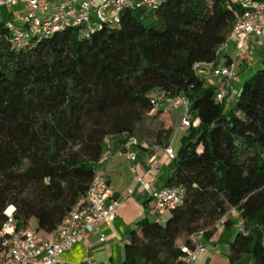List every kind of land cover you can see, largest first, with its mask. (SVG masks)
I'll return each mask as SVG.
<instances>
[{"label": "trees", "instance_id": "obj_1", "mask_svg": "<svg viewBox=\"0 0 264 264\" xmlns=\"http://www.w3.org/2000/svg\"><path fill=\"white\" fill-rule=\"evenodd\" d=\"M233 18L227 0H158L89 39L66 29L22 48L0 21V229L13 207L18 229L55 234L101 166L105 138L135 137L149 153L170 145L176 124L151 97L184 95L197 124L179 137L166 182L183 202L165 221L137 224L123 264H184L180 245L198 230L210 240L231 208L247 234L229 244L227 264H264V67L222 102L194 70L228 63L219 48Z\"/></svg>", "mask_w": 264, "mask_h": 264}, {"label": "built area", "instance_id": "obj_2", "mask_svg": "<svg viewBox=\"0 0 264 264\" xmlns=\"http://www.w3.org/2000/svg\"><path fill=\"white\" fill-rule=\"evenodd\" d=\"M227 1L234 11V22L219 51H225L232 44L235 53L230 55L226 64L222 60L220 63L194 65L198 75L215 80L217 102H222L229 96L231 83L238 78L239 66L253 63L254 54L249 47L251 39L257 38V46L264 47V0ZM157 4L158 0H0V16L2 9L22 6V10L14 13L10 20L3 21L11 45L22 48L66 29H76L80 39H89L103 27L118 25L126 10L140 6L150 8ZM15 21L20 25H16ZM151 104L155 109L163 107L165 113L179 112V123L174 128L170 145L152 147L154 159L148 160L142 173L137 174L135 164L139 153L138 140L131 136L125 138L124 142L115 144L113 140L105 138L99 165L115 157L125 158L130 164V171L135 175L136 184L149 194V211L165 221L173 210L181 206L183 189L180 186L153 188L161 173V160L163 157L168 162L174 159V138L178 134H184L190 126H195L197 121L192 122L190 101L184 95L167 99L161 93H155L151 97ZM132 193V190L128 191V195ZM122 200L124 198H116L108 179L96 171L86 193L77 199L55 234L42 241L38 240L33 228L18 229L13 217L14 208L8 207L5 211L6 220L0 229V257L11 264H55L61 255L70 251L77 243L87 241L93 233L99 232L101 226L111 225ZM232 219L237 221L239 231L246 235L240 212L235 208H231L220 218L216 228ZM204 235V230L195 231L186 243L180 245L179 260L182 263L196 264L200 255L207 253ZM104 240L101 236L99 242Z\"/></svg>", "mask_w": 264, "mask_h": 264}, {"label": "crops", "instance_id": "obj_3", "mask_svg": "<svg viewBox=\"0 0 264 264\" xmlns=\"http://www.w3.org/2000/svg\"><path fill=\"white\" fill-rule=\"evenodd\" d=\"M22 6L13 9H2L0 20H10L14 13L21 11ZM16 25H20L15 21ZM257 38H252L249 44L253 51L254 61L252 64H241L238 69V79L230 86L229 96L232 98L243 83L245 76L252 74L253 69L258 66L264 67V47L257 46ZM226 53H235L232 44L225 49ZM230 98V99H231ZM173 124L179 123V112L172 111ZM175 151V150H174ZM154 159L150 152L139 150L138 160L135 164L137 174L142 173V169L148 160ZM161 173L157 176L153 185L154 189L166 187L169 172L167 170L168 161L162 158ZM130 164L123 157L111 159L105 170L99 171L104 175L112 189L116 193V198L122 200L114 222L109 226H101L99 232L93 233L87 241H80L70 251L61 255L55 264H123L125 258V245L128 242L129 234L137 227L143 219L154 220L157 218L148 207L149 194L141 186L136 184L135 175L130 171ZM132 190V195L128 191ZM234 224L228 228L218 226L210 240L206 241L207 253L200 255L196 264H227L229 256V244L234 240L239 232L237 221L232 219ZM30 228L35 230V225ZM38 240L42 241L52 235L44 232H36ZM104 237V242H99L100 237ZM244 261L250 263V256H245ZM0 264H11L0 257ZM238 264V262L236 263Z\"/></svg>", "mask_w": 264, "mask_h": 264}, {"label": "rangeland", "instance_id": "obj_4", "mask_svg": "<svg viewBox=\"0 0 264 264\" xmlns=\"http://www.w3.org/2000/svg\"><path fill=\"white\" fill-rule=\"evenodd\" d=\"M0 21H2V20H0ZM261 69V67L260 66H258L256 69H253V72H252V74H254L256 71H258V70H260ZM252 74H250V75H247V76H245V78H243V80L245 81V80H247ZM240 74L238 73V76H239ZM238 79V78H237ZM236 79V80H237ZM243 81V82H244ZM206 82H207V84H213L214 82H215V80L214 79H209V78H206ZM233 82V81H232ZM232 84V83H231ZM159 121H162L164 124H165V126H169L170 124H172V121H171V118H168V116L165 114V115H163V116H160V118H159ZM171 121V122H170ZM152 132L151 131H149V134L147 135L148 136V139L150 140V142L149 143H151L153 140L151 139V136H152ZM181 135H176V137L174 138V141L172 142V147H173V149L175 150V151H177V149L179 148V137H180ZM110 161L111 160H109L108 162H106L105 164H103V165H101V166H99V168H98V171H101V170H105L106 169V167L109 165V163H110ZM244 258V257H243ZM243 258L242 259H240L239 261H238V264H250L249 263V261L248 262H246V261H244L243 260Z\"/></svg>", "mask_w": 264, "mask_h": 264}]
</instances>
